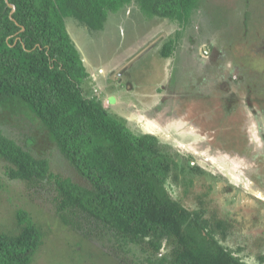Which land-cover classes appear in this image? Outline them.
Instances as JSON below:
<instances>
[{
	"label": "trees",
	"instance_id": "obj_1",
	"mask_svg": "<svg viewBox=\"0 0 264 264\" xmlns=\"http://www.w3.org/2000/svg\"><path fill=\"white\" fill-rule=\"evenodd\" d=\"M132 1L147 17L189 27L203 0H9L16 6L13 14L7 1L0 0V110L31 115L43 126L41 142L28 143L32 147L0 130V158L6 163V174L24 182L32 199H36L35 191L42 198L44 192H52L58 217L54 216L68 231L88 240L84 236L88 233L83 234L88 227L126 254L124 258L107 255L105 264H138L128 255L138 257L131 245L153 250L144 260L147 264H249L248 245L236 243L230 249L219 243L226 231L216 235L214 229L208 230L213 224L205 216L208 209L202 196L197 207H190L171 192L183 176L187 193L194 184L193 175L203 169L194 160L182 161L155 134L133 131L111 113L104 100L87 93L84 82L90 73L66 19L73 17L97 31L110 13ZM248 7L242 12L247 25L252 20ZM173 40L163 46L164 57L173 54L179 39L175 44ZM240 74L246 89L239 95L220 91L225 115L238 113L237 106L242 108L245 100L253 106L249 96L264 83L260 72L247 67ZM259 99L263 104L264 96ZM50 147L60 150L82 182L53 171L45 155ZM34 215L19 209L17 229L0 228V264L33 263L43 243ZM209 238L215 245L209 244ZM163 249L168 252L160 256ZM260 259L264 260V254Z\"/></svg>",
	"mask_w": 264,
	"mask_h": 264
},
{
	"label": "rangeland",
	"instance_id": "obj_2",
	"mask_svg": "<svg viewBox=\"0 0 264 264\" xmlns=\"http://www.w3.org/2000/svg\"><path fill=\"white\" fill-rule=\"evenodd\" d=\"M247 4L252 13L248 25L245 13H242ZM130 6L133 8L131 19L125 16L126 10H122L109 18L104 31L90 30L73 17L66 19L67 29L75 44L82 45L83 55L100 65L96 68V77L90 76L87 84L84 82L87 93L104 100L111 113L124 120L133 131L155 134L163 143L171 145L183 161L194 160L204 170V174H197L187 193L184 192L183 176L175 184L178 195L190 207H197L199 196L214 205L219 200L225 207L223 199L227 194L222 188L225 181L238 189V194L247 195V189L255 190L254 193L264 192V185L260 186L251 177L258 156L245 159V149L240 147V144L246 147L247 141L251 140L260 147L262 140L256 133L255 124L252 127L246 120L230 117L229 112L226 116L223 109L216 107L217 104L213 109L214 102L208 105L207 100L205 104L202 100L190 98L195 90L190 82L202 80L201 73L210 64L220 67V72L211 70L207 73H212L214 78H217L215 74H221L230 83L226 87L233 83V73L236 80H242L240 72L244 67L260 72L264 78V0H203L189 27L179 26L167 18L147 17L136 3ZM172 39H179L175 51L172 56L164 57L161 53L163 45ZM132 49L133 53H130ZM203 53L207 56L203 57ZM102 80L106 85L110 83L107 89L103 88ZM203 83L210 86L208 81ZM195 115L198 120L192 121L190 117ZM244 117H250V114ZM248 122L254 123V120L248 119ZM40 128L43 130L41 123L31 115L0 110V130L26 147L41 142ZM246 131L249 136L244 133ZM45 155L50 159L53 171L82 182L59 149L50 147ZM247 166L250 174L245 173ZM259 173L264 174V170ZM171 192L179 197L173 190ZM37 194L40 193L35 191L36 199H32L24 182L11 179L6 174L5 161L0 158V228L15 231L19 209L35 214L43 231V243L32 264H81L83 258L92 253L90 258L84 259L85 264H105L109 255L126 256L111 239L90 233L92 230L88 227L83 229V234L88 233L84 234L89 236L88 240L68 231L56 218V204L51 199L53 193L44 192V198ZM237 207V210L248 213L247 218L244 216L245 226L241 233L252 238H243L242 241L253 246L257 234L264 240V226L260 225L262 212L255 214L248 211L251 207ZM217 209L224 212L223 215L232 216L231 207ZM131 246L135 251V245ZM136 248L138 253L142 249L139 245ZM162 252L160 256L168 249ZM132 254L128 253L131 260L134 258L138 264H147L144 262L146 258H142L143 253L136 252L139 258Z\"/></svg>",
	"mask_w": 264,
	"mask_h": 264
},
{
	"label": "flooded vegetation",
	"instance_id": "obj_3",
	"mask_svg": "<svg viewBox=\"0 0 264 264\" xmlns=\"http://www.w3.org/2000/svg\"><path fill=\"white\" fill-rule=\"evenodd\" d=\"M207 56V54L203 53V57ZM209 57V55H208ZM211 70H213L215 73L216 70H219L220 72V67L218 66H214L212 67V64H210L209 66L205 67V72H202V80H198L196 82H190L194 85V89L192 90L193 95H190L191 99H195L196 101L198 100H202L205 102L208 101V105L211 104L212 102H214V104H219L220 108L223 109V103H222V99H221V95H220V91L223 90L224 94L227 96H231L232 93L233 94H240V92L243 89H246L244 87H242L243 85L245 86V82L243 80H240V82H236L231 80V85H229L228 87H226L228 84L226 81L225 77H221V74H215L214 78L212 77V73H207L210 72ZM236 74H234L233 78L236 79ZM232 78V79H233ZM242 79V78H241ZM203 81H208L210 83V86L205 85L203 83ZM189 84V83H187ZM260 96H264V84H262L261 86V90L260 91H256L254 96H249L251 98V100L253 101L252 104L253 106H247L246 103H249L247 100L244 101L243 107L242 108H238V113H235L233 116L238 117L239 121H243L246 120L247 123L253 127L255 124V129H256V133L259 134V136L261 137V144L260 147H256L254 145V142L251 140V142L247 144L246 147H243L242 144H240L239 146L241 147V149H245V159H247V157H254L256 159V166L254 168H252V178L254 180H256L258 183H260L259 185L262 186L264 185V174H260L259 171L260 170H264V101L263 104H261V100L259 99ZM245 98V96H243ZM215 108V106H213V109ZM230 114L228 116L232 117V111H227ZM245 114H250V117H244ZM208 117H212L211 115L207 114ZM227 116V115H226ZM193 117V118H192ZM190 117V119H192V121L198 120V115L192 116ZM248 119L250 120H254V123H250L248 122ZM242 133V132H241ZM247 133L249 136L248 131L244 132ZM250 134H253V132L251 131ZM249 139V138H247ZM260 151H262L261 153H259ZM237 154L242 155V153L240 151H237ZM182 160V159H181ZM183 161V160H182ZM248 166L244 168L245 173L246 174H250V170H247ZM248 171V173H247ZM204 170L203 171H198L196 174L193 175V183L195 182L196 178H197V174H204ZM226 186V187H225ZM264 187V186H262ZM222 188L224 190V193H226L227 195L225 196V199H223L225 207L223 205H221L220 201L217 200L215 205L212 204V202L208 200H203L207 206L208 211L205 213L206 218L210 219L211 223L213 224V226L210 228L208 227V230H212L214 229L216 231V235H221L219 234L220 232H222L223 230L226 231V236L224 237V239L220 240L219 243L228 246L230 249L232 248H236L237 245L236 243L241 244H246L248 245L246 248V251L248 252V258H247V262H249V264H264V260L260 259L261 257V253L264 254V240L258 238L259 234H257L256 240L254 242V245L252 246V244H248L246 241H242L243 238H251L248 235H246V233L242 232L241 230L243 229V227L245 226V217L247 218L248 213L246 211H239L237 210L238 207L237 205L243 206L244 207H251V210H248L250 213H255V214H259L261 213L260 217H262L260 219V225L263 224L264 226V192L261 193V195L263 197H259L256 195L255 190H250L247 189L246 193L247 195H242L238 194V189H236L235 187H233L231 185L230 182L225 181L222 185ZM176 194L178 195L177 191H175ZM228 192V193H227ZM231 193V194H230ZM180 196V195H178ZM181 197V196H180ZM203 198V196H202ZM249 198H254V199H249ZM222 206V208H226L228 209L229 207H231L233 210H231L232 212V216H228L223 215L224 212H221V210H218L217 208ZM259 209V211H254L253 209ZM249 213V214H250ZM240 215H242L243 218L240 217ZM245 216V217H244ZM259 217V216H258ZM247 225V224H246ZM260 225H259V229H260ZM216 227V229H215ZM223 227V229H222ZM264 228V227H263ZM246 229V228H245ZM204 234L206 235V232H204ZM215 235V236H216ZM219 238V236H218ZM218 238H216L218 240ZM240 238V242L238 241V239ZM252 239V238H251ZM254 241V240H253ZM209 244H214L212 243V239H208ZM215 245V244H214ZM254 246L256 248H254ZM227 248V249H229ZM152 249L149 251H143L141 249V253H143L145 256H142V258H147L150 257L152 255ZM135 252L138 253V250L135 246Z\"/></svg>",
	"mask_w": 264,
	"mask_h": 264
},
{
	"label": "crops",
	"instance_id": "obj_4",
	"mask_svg": "<svg viewBox=\"0 0 264 264\" xmlns=\"http://www.w3.org/2000/svg\"><path fill=\"white\" fill-rule=\"evenodd\" d=\"M132 3H136L135 1L133 2H131V3H129L128 5H126L125 7H123L122 9H120L118 12H114V13H110L109 14V16H108V18H107V20H106V22H105V24H104V27L102 28V29H99V30H97V31H104L105 30V27H106V25H107V22H108V20H109V18L112 16V15H115L116 13H119L120 11H122V10H126V12H125V16L126 17H128L129 19H131L132 18V14H133V8L130 6ZM137 4V3H136ZM139 9H140V7H139ZM156 17V16H155ZM123 20L124 19H122L121 21H120V23H119V25L122 27V22H123ZM87 27V26H86ZM88 28V27H87ZM73 39V38H72ZM74 40V39H73ZM74 42H75V40H74ZM141 43V42H140ZM166 43V42H165ZM164 43V44H165ZM78 45V44H77ZM76 45V46H77ZM164 46V45H163ZM78 49H79V51H80V53H81V56H82V59H83V61H84V63H85V65H86V67H87V70H88V72L90 73V76H92V77H96L95 75H97V70H96V68H98V66H100L99 65V63H97V62H94L92 59H91V57L89 58V57H86L85 55H83V51H82V45L81 44H79L78 45V47H77ZM175 51V50H174ZM130 53H133V49L132 50H130ZM172 56V55H171ZM90 68H92V69H90ZM93 70H95V73L93 72ZM89 76V77H90ZM97 79V78H96ZM100 79V78H99ZM98 79V80H99ZM101 80V79H100ZM104 83H103V88H105V89H107V87L108 86H110V83L108 82V85H106L105 84V81L104 80H102ZM87 84V83H86ZM112 95H110L109 96V98L111 97Z\"/></svg>",
	"mask_w": 264,
	"mask_h": 264
},
{
	"label": "water",
	"instance_id": "obj_5",
	"mask_svg": "<svg viewBox=\"0 0 264 264\" xmlns=\"http://www.w3.org/2000/svg\"><path fill=\"white\" fill-rule=\"evenodd\" d=\"M7 1V3H8V5L11 7V9H12V11H11V14H13L14 13V11L16 10V6L13 4V3H10L9 2V0H6ZM256 195L257 196H261V197H263L262 195H261V193H256Z\"/></svg>",
	"mask_w": 264,
	"mask_h": 264
},
{
	"label": "clouds",
	"instance_id": "obj_6",
	"mask_svg": "<svg viewBox=\"0 0 264 264\" xmlns=\"http://www.w3.org/2000/svg\"><path fill=\"white\" fill-rule=\"evenodd\" d=\"M156 17H158V16H156Z\"/></svg>",
	"mask_w": 264,
	"mask_h": 264
}]
</instances>
